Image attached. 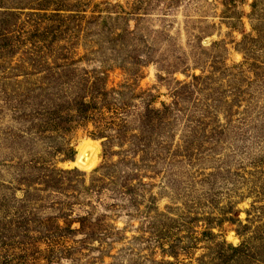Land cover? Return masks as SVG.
<instances>
[{
  "label": "rangeland",
  "instance_id": "rangeland-1",
  "mask_svg": "<svg viewBox=\"0 0 264 264\" xmlns=\"http://www.w3.org/2000/svg\"><path fill=\"white\" fill-rule=\"evenodd\" d=\"M0 264H264V0H0Z\"/></svg>",
  "mask_w": 264,
  "mask_h": 264
},
{
  "label": "bare ground",
  "instance_id": "bare-ground-1",
  "mask_svg": "<svg viewBox=\"0 0 264 264\" xmlns=\"http://www.w3.org/2000/svg\"><path fill=\"white\" fill-rule=\"evenodd\" d=\"M91 147H94V146H91ZM85 148H86L85 146H81L79 153L76 157V160L73 164L79 167L80 169L89 170L94 166V163L96 160V152H94L92 157H90L86 153H84Z\"/></svg>",
  "mask_w": 264,
  "mask_h": 264
}]
</instances>
